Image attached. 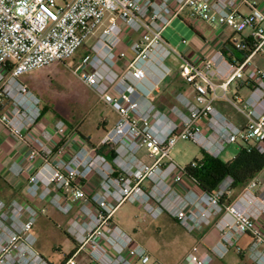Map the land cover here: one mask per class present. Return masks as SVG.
I'll use <instances>...</instances> for the list:
<instances>
[{
    "label": "built area",
    "instance_id": "obj_1",
    "mask_svg": "<svg viewBox=\"0 0 264 264\" xmlns=\"http://www.w3.org/2000/svg\"><path fill=\"white\" fill-rule=\"evenodd\" d=\"M179 18L226 26L240 35L248 30L243 36L252 48L242 60L229 59L218 41L209 39L203 42L211 51L191 59L163 36ZM232 42L245 49L242 38ZM182 44L190 46L186 39ZM81 49L84 56L72 74L117 117L97 144L60 119L43 126L41 99L20 80L68 62ZM172 55L183 61L179 77L190 93L178 92L175 103L162 109L156 93L172 73L166 64ZM255 57L264 60V8L255 0H0V122L26 147V166L14 163L9 170L26 177L31 200L0 199V264H53L36 250L32 234L48 205L65 215L82 212L90 221L71 225L81 247L60 264H79L76 256L88 243L98 264H148L146 247L111 222L125 202L138 205L141 222L167 215L197 237L184 264H214L245 235L252 240V259L264 264L259 225L264 189L258 177L231 201L233 177L208 192L190 174L203 166L202 159L180 165L172 157L181 140L215 159L240 142V148L264 153V72ZM246 87L244 96L239 91ZM218 101L227 102L243 121L222 112ZM94 212L110 221L105 234L115 255L97 240L104 233L101 223L91 224ZM214 226L220 238L206 251L202 238Z\"/></svg>",
    "mask_w": 264,
    "mask_h": 264
},
{
    "label": "rangeland",
    "instance_id": "obj_2",
    "mask_svg": "<svg viewBox=\"0 0 264 264\" xmlns=\"http://www.w3.org/2000/svg\"><path fill=\"white\" fill-rule=\"evenodd\" d=\"M191 24L175 20L164 32V38L177 48L180 52L185 46L182 40L186 39L189 43L198 37L197 31L203 33L207 37L214 34L220 35L219 41H224L230 36L240 40L242 36L235 34L229 27H217L216 30L202 21L191 19ZM249 31H245L246 35ZM94 40V39H93ZM93 40H91L93 42ZM91 42V43H92ZM204 44V42H202ZM84 49H81L75 57L66 63H54L43 69L33 71L20 78L35 94L41 99V109L45 110L41 119L42 125L46 123L49 127H53L57 119L62 120L69 128L79 130L90 138L94 144L99 143L105 136L104 126L111 128L115 121V113L107 106L102 104L96 94L83 85L73 74L72 69L81 62L84 56ZM166 64L172 69L171 75L160 85L161 88L171 86V82L176 81L179 71L183 65L177 56L172 55ZM175 88V87H174ZM173 87L171 89H174ZM232 96V95H230ZM242 142L228 146L220 159L224 162L232 160L239 153ZM144 151L141 156H144ZM173 159L180 165H187L195 159H202V149L191 141L181 140L177 143L172 151ZM112 158L108 156L110 161ZM147 163L152 161L144 157ZM143 212L138 205L125 202L116 210L111 222H115L124 232L132 235L137 242L142 244L150 254V262L148 264H184L187 254L198 242L197 237L188 233L174 219L167 215L157 220H143L141 222ZM101 214L94 212L91 215V222L95 225L101 223L100 233H104L97 238L99 243L104 245L111 255H115L114 242L110 236H106L109 230V220L105 219ZM74 222L87 223L88 215L76 211L74 214L65 215L58 212L53 206L48 205V212L40 215L34 226L32 234L37 242L36 250L46 260L53 264H60L71 257L80 247L81 243L70 233V227ZM97 235H95V238ZM97 241V242H98ZM250 239V244H251ZM249 239L242 237L237 248H243L251 256L247 244ZM235 248V249H237ZM234 247L231 249V251ZM90 243L86 244L80 251L76 260L79 264H98L90 255ZM250 253V254H249ZM134 264H141L134 261Z\"/></svg>",
    "mask_w": 264,
    "mask_h": 264
},
{
    "label": "crops",
    "instance_id": "obj_3",
    "mask_svg": "<svg viewBox=\"0 0 264 264\" xmlns=\"http://www.w3.org/2000/svg\"><path fill=\"white\" fill-rule=\"evenodd\" d=\"M264 8V4L262 0H255ZM176 20H180L181 22H185L192 26L191 20H187L184 18H179ZM209 26V25H208ZM212 29L215 28L210 26ZM198 37L193 39L190 42V46H185L182 52L187 54V56L191 59H195L198 56L203 54H208L211 51V46L202 43L207 40H215L219 41L220 35L214 34L211 38L207 37L201 32H196ZM248 35V33L246 34ZM235 37L232 35L228 39L224 41H220L216 43L217 47H223L225 43L229 40H233ZM254 63L264 72V60L261 57H255ZM173 80L171 82V86H165L164 88H159L156 93V103L162 109H168L175 103V96L178 92L183 91L190 93V89H188L185 84L181 81L180 77ZM174 89H171V88ZM240 94L246 96L249 93V88H241ZM217 107L224 112L226 115L230 116L233 120L237 122H242L243 118L235 112V110L224 101H218ZM43 126L49 127L46 123ZM105 130L109 129L108 126H104ZM81 132V131H80ZM83 134V132H81ZM84 135V134H83ZM90 139V138H89ZM91 142V140H90ZM93 143V142H91ZM26 154L27 150L23 143L19 142L11 132L0 122V199L5 203L9 204L10 202L16 200L22 204H26L31 202V200L25 194L26 187V177L16 178L10 173L9 168L14 164H22L26 166ZM40 163L37 164V167ZM261 182L260 190L264 189V170L257 176ZM243 190V189H242ZM242 190L235 189L231 201L239 195ZM216 220V219H215ZM260 227L264 233V217L259 222ZM249 239V243L247 244L248 249L250 246V235H245ZM220 238L219 230L214 226L207 230H205L203 238H202V248L206 251H211V249L217 244ZM234 247L232 251L223 259L216 258L214 264H257L256 261L252 259V257L244 250L243 248ZM264 249V246L261 247ZM43 254V253H42ZM250 254V253H249Z\"/></svg>",
    "mask_w": 264,
    "mask_h": 264
},
{
    "label": "trees",
    "instance_id": "obj_4",
    "mask_svg": "<svg viewBox=\"0 0 264 264\" xmlns=\"http://www.w3.org/2000/svg\"><path fill=\"white\" fill-rule=\"evenodd\" d=\"M241 36L245 49L237 50L231 40L227 41L223 46V50L229 59L235 57L238 60H242L244 56L249 54L252 48L250 40L243 35ZM77 131L85 140L90 142L89 138L79 130ZM202 162L203 166L200 169L192 170L190 174L198 181L203 190L212 192L227 176L234 178L235 189L242 190L250 180L257 177L264 170V153L256 149L248 151L246 147H241L237 156L228 162H224L221 159L212 158L203 152Z\"/></svg>",
    "mask_w": 264,
    "mask_h": 264
}]
</instances>
